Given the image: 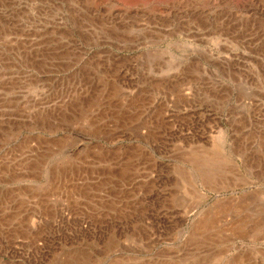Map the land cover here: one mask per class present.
<instances>
[{"label":"rangeland","instance_id":"obj_1","mask_svg":"<svg viewBox=\"0 0 264 264\" xmlns=\"http://www.w3.org/2000/svg\"><path fill=\"white\" fill-rule=\"evenodd\" d=\"M0 264H264V0H0Z\"/></svg>","mask_w":264,"mask_h":264}]
</instances>
